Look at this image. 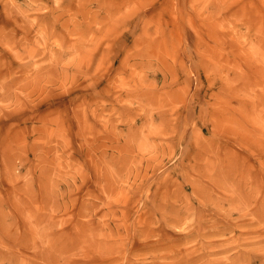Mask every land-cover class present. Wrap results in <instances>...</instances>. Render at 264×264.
I'll return each instance as SVG.
<instances>
[{
	"label": "rangeland",
	"instance_id": "obj_1",
	"mask_svg": "<svg viewBox=\"0 0 264 264\" xmlns=\"http://www.w3.org/2000/svg\"><path fill=\"white\" fill-rule=\"evenodd\" d=\"M0 264H264V0H0Z\"/></svg>",
	"mask_w": 264,
	"mask_h": 264
}]
</instances>
